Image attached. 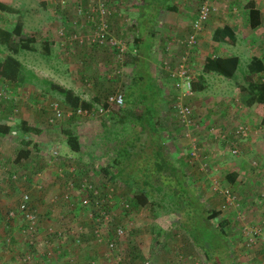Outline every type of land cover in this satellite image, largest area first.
Listing matches in <instances>:
<instances>
[{"label": "rangeland", "instance_id": "374dc122", "mask_svg": "<svg viewBox=\"0 0 264 264\" xmlns=\"http://www.w3.org/2000/svg\"><path fill=\"white\" fill-rule=\"evenodd\" d=\"M88 1L91 2V0ZM168 1L170 4L184 3V5H187L183 8L181 4L179 5L183 11V15L181 16H184V18H180L181 20L176 19L177 15L172 13L175 12L173 10L170 12L161 11L158 17L160 21L168 20V17L172 14V18L174 19L172 21L174 23L178 25L183 22L182 27L187 28L190 20L194 17L196 6L200 0H184L185 2H182V0ZM2 2L10 11H0V28H8L7 30L10 31L17 23L20 24L21 30L18 36H13L9 50L4 49L0 45V59L4 54L10 53L9 51L11 49V54L22 64L24 69L31 71L37 79L29 77L21 85L14 84L10 81L8 85L0 83V125L13 129L14 124L18 120H23L25 123L39 128L41 133L36 136H26L13 134L8 129L5 135H0V185H2L0 190L5 191V187L11 188L14 193L13 197L18 196L21 190H29L32 193L36 192L35 196L37 199L40 196L39 194L47 191V189L44 190L46 187L42 185V175L45 176L47 171L54 172L55 170L53 173L54 177L59 179L57 191L48 193L50 195L47 200H50L49 202L55 206L60 204L62 210L60 211L62 213V217H60L61 222L58 221V224H51L48 222L42 223V217L39 218L40 215L44 214L42 213V206L41 209L34 207V211L38 214V221L35 223V231L37 232L35 239L39 243L36 244L35 250L25 251L29 254V258L26 261L28 262L27 264L33 258H38V256L42 257V253L44 252L42 234L46 232L48 226H51L54 230H61L62 235L60 238L55 233L48 236L47 245L53 252L59 254L62 247L66 246L70 250L74 246L73 249L78 250L82 255V259L78 261L75 259L76 256L72 258L73 255H62L57 257L58 259L53 258L52 260L58 261L62 259L61 264H87L92 260L100 264H106L107 261L115 264L114 260L116 258L113 259L110 257L108 259V256L112 254V249L107 250L106 243H103L106 239H109L114 225L125 228V232L120 237L115 238L114 251L120 250L123 254V259L119 262L117 260L116 264H142L141 261H144V259H151L150 263L155 264V259L163 253L171 254L174 261L179 259L178 253H181L182 257H186L185 255H187L184 264H188L190 258L191 261L197 264H209L204 258L203 252L197 246H193L185 240V233L180 228L181 220L179 214L172 209V206L169 205L166 198L159 199L160 195L158 192H153L154 199H152L160 204L159 206L156 207L155 205L147 204L144 207L137 208L130 203V206L127 207L129 208L127 212L124 211L123 206L113 196V205L109 209L108 221L102 225V240L95 241L91 231V228L95 224L91 222L88 213L89 210L83 208L79 202L77 186L83 177H87L96 188L99 186L103 191L105 187L101 186L108 184L106 181L108 176L100 168L107 166L116 148L125 147V141L133 134L132 130L125 125L119 127L116 125L114 128L110 125L103 127L98 123V118H101L99 116H77L76 114H69L71 109L61 100L59 94L47 84L41 83L39 79H46L57 85L69 88L83 100L91 101L92 97L97 96L104 101L115 85L116 88L124 91L129 82L132 70L127 66H123L121 62H118L120 61L119 59L116 61V58L114 62H109L105 59L101 60L102 62H78L77 59L75 62H70L67 58H60V55L64 54L63 48L55 43V38L52 40L51 35L46 38L45 36L43 37L42 31L46 30V32L53 33L60 23H64L65 19L69 18L71 8L61 9L60 11V7L54 4L53 0H2ZM210 2L213 7L212 12L221 7L214 0H210ZM228 3L229 0H223L224 6ZM234 3L236 4V2ZM115 8L124 17L131 14L126 13L128 12V7L124 4L115 6ZM147 15L148 12L145 11L142 16L136 18L140 26L146 23ZM60 19H63V21L61 22ZM44 21L45 24L46 21H51V24L45 26L42 24ZM129 22L131 20H128ZM123 24L125 23L122 21V18L120 20H114V23H112V32L114 36L127 42L131 39L132 33L125 32ZM164 27H160L162 29L161 33H159L160 38L167 34V28ZM183 34L184 32L174 33L172 36L173 41L168 45L167 50L164 51L166 54L162 53L159 47L161 43H158L155 50V54H157L155 55V59L158 67L159 59L160 63H165L167 66L171 64L170 62L176 61L175 58L179 50L182 49L178 43V39ZM261 34H252L248 44L257 47L262 42L264 43V34ZM26 38H32L34 41L24 43L23 41ZM173 42H176L179 47L173 44ZM19 44L21 46H25L26 44V46L21 49L18 46ZM148 44H150L148 39H144L141 46L147 48L149 46ZM42 47L43 49H50L49 55H44ZM170 57L173 58L170 59ZM189 60V62H192L191 59ZM196 64L193 66L195 73L193 75L191 74L190 77L195 76L196 72H199V62ZM116 67L119 68V73L110 76L113 69L115 68L114 70H116ZM158 67H152V69H155L154 71L159 73L162 70ZM109 68H113L112 71ZM169 68L174 69L175 67ZM104 71H107V75L110 77H106ZM189 74V72L186 73L187 76ZM104 77L106 80L103 79ZM164 77L165 75L160 76L162 79ZM204 77L208 84L206 90L192 91L182 101L188 103L194 117L199 121L198 123H194L197 127H193L188 131L187 134L189 136H185L182 128L176 125L173 108L171 110L169 108L175 99L176 89L173 88L172 81L165 80L166 88L162 90V95L166 109L159 116V126L163 128L161 131V140L165 146V150L175 163L176 160L177 162L179 160L187 163L184 166L186 169V181L188 182L187 191L190 195L193 192L198 195L208 209H216L222 202L221 194L217 190L214 191L211 189L212 180L215 181L218 187H227L233 192H236L239 198V207L234 209L226 206L222 211L220 210L221 215L213 219L211 223L217 225L221 219L228 220V224L231 226L227 229L230 235L226 242L228 243V251L234 254L232 259H237L236 257H242L244 255L247 256V259L242 257L244 258L245 264H258L256 258L259 254L256 253L257 251L252 252L249 251L250 249L247 250L244 245V240L240 236V230L243 224L257 225L264 212V201H261L258 194L261 186L258 185L256 187L257 181L255 180L256 177H262L261 181L264 182V124L260 121V116L252 113L253 111L250 109L247 111L252 116L251 121L247 122V128L250 131L246 132L245 137L234 134V139H232L234 126L245 124V121L240 116L238 117L240 119H235V113L229 112V107L232 108L234 106L233 103H229L227 107V104L221 102V95L225 94L226 90L222 81L218 80L214 75H205ZM262 77L264 78V75ZM110 79H115V82ZM236 81L243 83L240 74L236 75ZM224 82H227L225 84H228L229 87H235L233 80H225ZM213 84L217 85L218 90L219 88L221 90L213 91ZM212 91L214 92V96ZM226 91L229 95L233 94L232 89ZM199 95L200 97H198ZM51 101H56L60 104L63 115L52 124H49L47 123L50 112L48 103ZM201 101L205 107L203 112L197 109L201 105ZM92 104L94 108L99 106L98 103ZM214 105L215 110L212 108ZM223 109L227 110L221 114ZM224 122L225 124H223ZM64 128H70L78 134L80 144V150L78 152L70 151L65 145L60 133V130ZM20 140H29L30 144H21ZM140 141L142 142L143 139L141 138ZM31 142H34L35 145L33 146ZM233 145L236 148V153L231 152ZM52 146H55V148ZM19 150H26L27 155H24L20 161L15 162L14 158ZM52 150H55V152ZM203 154L206 155V161H210V163L208 161L212 166L210 169H207L202 164V161H205L202 158ZM252 162L259 169L262 168V170L254 174L253 167L250 166ZM137 166L139 164L135 162V167ZM135 167L134 165H127L124 168L125 172L122 173V177H126V173L128 172H130L129 175H132L134 173L133 170L136 169ZM45 169L46 171H44ZM12 172L16 175L17 173L25 174L27 177L24 180L20 179L17 183H12L11 180H8ZM228 172H233L238 175L237 180L236 178L234 180V186L226 181L225 174ZM260 172L262 174L261 177L259 176ZM137 175L140 176V173ZM141 179L142 176L137 181L141 183ZM68 181L74 185L71 191H65V184ZM111 182L113 183L110 187L113 189L115 196L118 195L128 198L137 190L136 185L131 182L125 184L119 180H113ZM152 183L157 184L158 182L153 181ZM247 185L249 187L248 190L251 189L253 191L249 190L250 195L247 193L240 198L239 196L242 195V191L247 189L245 187ZM255 192L258 195H254ZM0 194H3V192L0 191ZM251 200H254L252 206L255 208V210L254 208L251 210L255 211L256 215H252L251 212L247 216L248 213L245 211L249 208H245V206L247 205L246 203L252 202ZM4 209L0 207V214H3ZM9 222L6 221L5 223L0 221L1 264H13V262L17 264L18 261L21 263L22 257H20V254L14 253L15 251L13 249H21L22 247L23 251L21 252H24L26 250L25 247H27L24 234L21 233V228L19 227L21 220L15 219L14 222H11L13 224H9ZM155 230L160 235H157V237L159 236L157 240ZM13 231L15 237H13ZM73 239H78V242H70ZM156 241L164 243L157 248L155 247ZM184 241L186 243L183 244ZM165 244H167L168 247L166 248L169 252H165ZM10 245L13 247L10 248ZM10 251H13L11 254L16 257V260L14 259L13 262V256H9ZM228 251H224L223 255V251L221 250V253H218L219 258L230 262L231 257ZM43 257L45 258L44 255ZM129 258H133L134 261L131 263L127 260ZM241 261L243 262L242 259ZM235 264H237L236 261Z\"/></svg>", "mask_w": 264, "mask_h": 264}, {"label": "trees", "instance_id": "16d2710c", "mask_svg": "<svg viewBox=\"0 0 264 264\" xmlns=\"http://www.w3.org/2000/svg\"><path fill=\"white\" fill-rule=\"evenodd\" d=\"M97 1H100L103 4H105L106 7H109V6L114 7V11L111 12L106 17L107 28H108V31L112 35L114 34L112 32L113 20H117V19L120 20L122 18V21L125 23L126 19L131 20L129 18H132L133 20L136 21V18L142 16L143 13H145V11L148 12V15H147L148 18L146 16V23L143 26H140L137 21L135 23L132 22V24L131 22L127 24H123V27L127 26L126 29L128 31H131L132 33H136V35L132 36V39H131L132 45H130V47L134 48V51L139 52L140 55H141V50L138 48L139 47L138 44H140V42L142 41V36H141V34L143 33L142 31L147 32V36H146L147 38L149 35L150 36L154 35L157 31V27L155 25L159 19L158 17L161 11L170 12L172 10L173 11L177 10V7L174 4H170L168 0H132V1L131 0H116V1L92 0V5L96 6ZM202 1L203 0H200L198 5L196 6L194 17L192 18L191 23L195 19L196 11L199 8V5L202 3ZM214 1L217 2V0H214ZM86 4H87L86 0H82L80 3L84 12L86 14H91L89 12V7ZM121 4H124L128 7V12H126L127 14L131 13L127 17L122 16L121 13L117 11V8H115V6H119ZM186 6L187 5H184V7ZM208 6H209V14H208L209 16L211 13H213L212 12L213 7H212L210 0H208ZM245 7H246L245 9H246V15L248 19L247 20L248 25L250 26V28H255L258 25V11L256 10V8L253 7L251 2H246ZM234 9H236V6H234V4H231V3L229 5L228 3L226 6L219 7L217 11L219 10V12L222 14L226 10L232 11ZM0 11H10L9 8L5 6V4H3L2 1H0ZM69 16L73 17L72 9H71V13ZM79 18L80 17H78L77 19ZM67 19L68 18L65 19L62 25H64L67 30H71L73 28L70 29V25L66 21ZM60 21L62 22L63 19H60ZM205 22L206 21H204V23L202 24L203 27H204ZM191 23L188 26L186 33H184L178 39V43L180 44V40L181 41L184 40V37L186 35L194 34L196 44H195V47L192 50H190L189 59L192 58L193 51L197 47L198 40L200 37L198 33L202 32L203 30L202 28V30L198 31V33L194 32ZM146 27H150L151 29L147 30ZM20 30H21V26L20 24H17V23L14 25V27L10 31L0 28V45L4 49L9 50V48L11 47L13 36H18ZM138 32H141V33H138ZM212 38L220 39V41H224L226 43L235 42V36L228 29L224 27L215 29L212 32ZM32 41H34L32 38H26L23 42L30 43ZM76 45L77 44H72V45H67V46L58 45V46L63 48L62 49L64 53L63 55L67 56L68 53L71 52V49L75 47ZM181 45L184 46L183 41L180 44V46ZM18 46L21 49H23L25 48L26 44L25 46H21V44H19ZM83 46H86V45H83ZM92 46L100 47V48L107 47V46H102V45H91V46L87 45L86 47L88 48ZM181 48H182L181 52L177 54V58H178L177 61H179V58L183 54L184 48L182 46ZM11 51L12 50L10 49L9 51L10 53L4 54L3 57L0 59V78H1L0 83L8 85L10 81V82H13L14 84L16 83L17 85H21L25 81H27L29 77L37 79V77L34 76V74L31 71L24 69L22 64L13 56V54H11ZM109 51L111 52L110 49ZM131 59L132 61L127 62V63L121 62L123 66L125 65L126 66L128 65L127 67L131 66V70H132L131 75L129 77V82L127 83L124 91L120 89L118 90L121 92L122 104L116 108L110 107L109 111L103 117L98 118L99 120L98 123L101 124V126L103 127H105L106 125H110L113 128L116 125L118 127L125 125L131 128L133 134L129 139L125 141V147H119L115 149V151L113 152L111 156L110 162L107 164V166L100 168L108 176V178L106 179L108 184L106 185L103 184V186L101 187L111 186L113 183L111 181L113 180H119L124 184L127 182H131L136 185V188H137L136 192H134L133 195H131L128 198H124L118 195L115 196L114 191L112 193L115 197V200L117 199L120 205L126 204V207H122L125 212L129 210V208L127 207L130 206V203H132V205L137 208L144 207L147 204L155 205L156 207L159 206L160 204L156 203L153 200L154 199L153 192H158L160 195L159 199L162 200L163 198H166L169 205L172 206V209L179 214L180 220H181L180 228L185 233V236H186L185 240L187 242H191L193 246H197L203 252L204 258L209 262V264H222V263L230 264L229 261L220 259L218 256L220 249L223 251V255L225 251L226 234L222 228L223 227L222 224H225L226 221L225 219H221L217 225L216 224L213 225L211 223L213 219H216L217 217L221 215V211L226 207L223 201V197H221L222 202L220 203L218 208L208 209L205 206V204L202 203L198 195H196L194 192L193 194L190 195L187 191L188 182L186 181V169L184 168L186 162H182L179 160L177 162L176 160V163H175V161L171 158V156L165 150V146L161 140V131L163 130V128L159 126V116L161 112H163L166 109V106H165L166 104L164 103V99L162 95L164 84L160 80L161 78L159 75H167L165 76L166 79L171 80V81L172 80L176 81V79L170 77V72L166 70H162L161 72L157 73L156 71H154L155 69H152L150 67L149 62H143V61L133 62L135 58H131ZM177 64L178 62L176 63V65ZM173 66L174 65L172 64L168 65V67H173ZM236 66H237V58L235 56L233 57H219L218 56V57L205 59L204 62L201 64V69L199 70V73L196 72L195 76L190 77L189 79L190 93L192 91H203L207 83L204 75H207L208 73L214 76L217 75V76H220L226 79L233 80V83L239 95L240 96H242V94L245 95L244 98H242L243 104L248 105V106L254 104L255 109L258 108L257 112H258V115L260 116V121L264 124V78L261 75V73L264 72V66L262 64V61L258 57L252 56L249 59V61L246 63L245 70L240 73L243 83L249 84L251 88H255V93L258 92V95L259 94L261 95L260 101H257V102L255 101L254 95L246 89L245 85L241 82L236 81V75H237ZM39 81L41 83L47 84L52 90H54L57 94H59V96L61 97V100L65 102L72 111L75 110L76 108L91 109L93 108L92 103H98L100 107L107 106V103L105 101L106 98L103 101L99 97L94 96L92 97L91 101L83 100L69 88H65L61 85H57L46 79H39ZM113 91L114 90H112L111 93H113ZM3 102L2 104H4ZM51 102H56V101H51ZM57 105L61 108L59 103H57ZM169 108L171 110L173 108L172 105H170ZM191 113H192V109H191ZM191 119L193 123L199 122L198 119L194 117L193 113L191 114ZM49 124H52V123H49ZM8 129H10V127L0 125V135H5ZM122 129L124 130V128ZM263 129H264V126H263ZM10 130H11L10 132H12L13 134L26 135V136L27 135L36 136L41 133V130L39 128L35 126H31L25 123L23 120H18L14 124L13 129L11 128ZM234 132H235V129L233 130L232 139H234L233 138L235 134ZM60 133L65 142V145L70 151L78 152L80 150L78 134H76L70 128L61 129ZM141 138L143 139L142 142L140 141ZM20 143L30 144V141L20 140ZM31 143L33 146L35 145L34 142H31ZM232 147L235 148L234 145ZM52 151L55 152V150H52ZM24 155H27L26 150H19V152H17V155L14 158V161L15 162L20 161ZM202 156H203L202 158L205 160V161H202L204 167L206 166L207 169H210L212 167L209 164L210 161L208 160L209 163L208 161H206L207 159H205L206 158L205 154H203ZM135 162L138 163L139 166L135 167ZM127 165H134L136 169L133 170L134 173L132 175H129L130 172H128L126 173V177L125 176L122 177V173L125 172L124 168L127 167ZM250 166L253 167L252 168L253 171H254V168H258V171L262 170V168L259 169L258 166L256 167V164L254 166L252 165ZM138 173H140V176H142V179L140 181L141 183L137 181L140 178V176L137 175ZM12 174H15V173L12 172L8 179V180H11L12 183H17L20 179L24 180L27 177V175L25 174L17 173L16 179H12L11 177ZM235 175L236 174L233 172L226 173L225 174L226 181H228L229 183L234 182ZM259 176L260 177L262 176L261 172L259 173ZM261 178L257 177L255 179L257 181V186L258 185L262 186ZM153 181L158 182V183L157 184L152 183ZM221 188H227V187H221ZM97 189H98L99 195L101 197H105V194L107 192L106 189L105 191H102V188H99V186L97 187ZM227 189L230 190L229 188ZM23 191L28 196L27 205L29 206L28 207L29 211L32 212L35 216H37L38 214H36V212L34 211V205L31 200L32 191H29V190H21L18 194V200H17L16 206L14 208L13 206H11L8 209H4L3 214H0V219L2 218V221L5 223L6 221L9 222L10 220L9 224H13L11 222H14L15 219H20L21 220L19 224L20 228L25 225L24 220L22 218V214L18 212L19 211L18 202H19L20 196ZM234 193L236 194V192ZM260 196H261V200H263L262 195L259 194V197ZM237 200L239 202L238 196H237ZM112 205L113 203L110 206L103 205V207L104 209L109 211ZM9 211L14 212V217L11 219H8L6 217L7 212ZM35 218L37 222L38 216ZM91 222H93L92 218H91ZM117 230H120V234L116 233ZM124 230L125 228H123L122 226L114 225L112 228V232H111L112 234L110 235L107 241H111L114 247L115 241H116L115 238L120 237V235H122L125 232ZM91 231L93 234V228H91ZM155 235L157 237V235L159 234L155 233ZM158 238L159 237H157L156 240ZM94 239L96 241L95 236H94ZM70 242L77 243L78 239L70 240ZM155 244L156 246H159L158 241H156ZM27 247L29 250H31V246L29 244H27ZM73 248L74 246L70 250H68V247L64 246L60 249L59 254H57V252H54L52 255L44 254L45 258L42 255V257L38 256V258L36 259L38 261H44L45 259L52 260L53 258L55 259L62 255H72L74 251ZM249 249L251 248H248L247 250ZM114 250L115 249L112 248V254L118 258V262H119L121 259H123V254L121 253L120 250H117V251H114ZM28 252H24V254L21 257H24L26 254H28ZM212 259L214 260L212 261ZM127 260L130 261L131 263L134 261L133 258H129ZM145 261H146L145 259L144 261L142 260L141 261L142 264H145L144 263ZM27 263L28 262L26 261H21L20 264H27ZM30 263L31 262H29V264ZM87 264H100V263H98L95 260H92L88 262ZM106 264H110V262L107 261ZM146 264H151L150 260H148V263Z\"/></svg>", "mask_w": 264, "mask_h": 264}, {"label": "crops", "instance_id": "0c3cea01", "mask_svg": "<svg viewBox=\"0 0 264 264\" xmlns=\"http://www.w3.org/2000/svg\"><path fill=\"white\" fill-rule=\"evenodd\" d=\"M0 1H2V0H0ZM182 2H185V1L182 0ZM234 2H236V4ZM246 2H251L253 7L256 8V10L258 11V25L255 28H250V26L248 25V21H247L248 19H247L246 9H245L246 8L245 7ZM230 3L234 4V6L237 5L236 9H234L232 11L226 10L222 14L219 12V10L218 11L217 10L214 11L213 13H211L208 16V18H207V20H206V22L204 24L202 32L198 33L200 35L199 40H198V44H197L196 49L193 51L192 58H190L192 62H189V73H190V75L191 74L193 75L195 73V68H193V66L197 65L196 63L199 62L198 68L200 70L201 69V64L204 62L205 59L218 57V56L219 57H233V56H235L237 58V66H236L237 74H240L242 72L240 70H245V65H246V63L249 61V59L252 56L258 57L262 61V64L264 66V43L262 42V44H260L257 47H255V46L253 47L252 45L248 44L252 34H254V33H257V34H260V35H262L261 33L264 34V30H263V27H264V19H263V15H264V0H229V5H230ZM180 4L181 3L174 4L177 7V10L175 12H172L173 14L177 15L176 19L178 18L179 20H181L180 18H184V16L183 17L181 16V15H183V11L180 8L181 6L179 7ZM217 4L219 6H224L223 0H217ZM181 5H182V8H183L184 7V3L181 4ZM58 11H56V12H58ZM45 17H47V16H45ZM129 19H131V24H132V22L133 23L136 22L132 18H129ZM172 20H174L172 18V14H170V16L168 17V20L160 21V19H158V21H157V23L155 25L157 27V31L158 32L156 31V33L154 35H152V36L149 35L148 38L146 37L147 36V32L146 31H142L143 32L141 34L142 41L140 42V44H138L139 45L138 48L141 50V55H140L139 52L134 51V48L130 47V45H132V41H131L132 36L136 35V33H132L131 31H128L126 29L127 26L123 27L125 32L132 33V36H131V39L126 42L127 43L128 52L125 54L124 60L122 62L123 63H125V62L127 63V62L132 61L131 58H135V60L133 62H140V61L141 62L142 61L143 62H149V65H150L151 68L152 67L153 68L158 67L157 64H156V59H155V55H157V54H155L156 53L155 50L157 48L156 46L158 45V43L162 44V45H159V47L162 50V53L166 54V52H164V51L167 50L168 45L171 44V41H173L172 36L174 35V33H177V34L180 33V32L181 33H183V32L185 33L187 31L186 29L188 28V26L191 23V20H190L189 24L187 25V28H185V27L183 28L182 27L183 26V22L181 24L177 25V23H174V21H172ZM112 23H114V20H113ZM127 23H128V20L125 22V24H127ZM42 24L47 26L48 24L49 25L51 24V21L50 22L46 21V24H45V21H44V22H42ZM164 25H165V27H164ZM160 27L167 28V34H165V36L161 37V38L159 36V33H161V31H162V29ZM223 27L228 29L235 36V42L226 43L224 41H220V39L212 38V32L215 29H219V28H223ZM146 28H147V30L151 29L150 27H146ZM1 29L7 30L8 28L1 27ZM54 32L53 33L49 32V31L46 32V30H43L42 31L43 37L45 36V38H46L47 36L51 35L52 40H53L55 38ZM138 33H141V32H138ZM144 39H148V42H150V44H148L149 46L147 48L144 47V46H141ZM160 39L162 40V42H160ZM145 41H147V40H145ZM55 43H56V41H55ZM173 44H176L178 46V44L176 42H173ZM129 49H130V51H129ZM49 50L45 49V48L43 49V47H42V51H43L45 56L49 55V52H50ZM142 52H144V53H142ZM179 52H181V50H179ZM100 56H102L101 59H100ZM60 58L61 59L67 58V59L70 60V62L71 61L75 62L76 59L78 60V62H102L101 60H104V59L106 61H109V62H114V60H115V57L113 56V54L109 51V49L107 47L100 48V47L92 46V47H88L87 48L86 46H83V45H81V46L76 45L75 47H73L71 49V52H69L67 56H64L63 54H61ZM127 58H128V60H127ZM171 58H173V57H170V59ZM176 58H175V60H176L175 62H170L172 65H174L173 67H176V63H177V60H178V58L177 59ZM154 62H155V64H154ZM158 65H159L158 68H160L161 70H164V68H162V63H160V59L158 61ZM129 68L131 70V66H129ZM109 69H110V71H112L113 68H109ZM114 69H113V72H112V74L110 76H113V74L119 73V68L116 67V70H114ZM104 73H105L106 77H110V76L107 75V71H104ZM207 75H212V74L208 73ZM261 75H264V72L261 73ZM159 76H161V75H159ZM215 76H216V78L218 80L222 81V84L225 85L226 90L229 91L230 89H232V91H233V94L229 95L228 92L225 90V94L221 95L222 96L221 97V99H222L221 102H223V104L224 103L227 104V107H228L229 103L230 104L233 103L234 106L232 108L229 107V109H230L229 112L233 113V114L235 113L234 114V118L235 119L242 118L245 121L244 122L245 124L236 125V126H234V129H236L237 126H246L247 127V125H248L247 122H250L251 121V117H252L251 115H249V113L247 111L251 109V111H253L252 113L257 115L258 114V112H257L258 108L255 109L254 104H252L250 106L243 104L242 98H244L245 95L242 94V96H240L235 87L232 88V87H229L228 84H225L227 82H224V81L225 80H230V79H226V78H223V77H220V76H217V75H215ZM103 79H105V77ZM110 80L115 82V79H110ZM165 80H167L166 77H164L162 79V83L164 84L163 85L164 86L163 90H164V88H166ZM169 81H171V80H169ZM244 85H245L246 89L250 93H252L254 95L255 101L256 102L260 101L261 95L260 94L258 95V92L255 93V88H251L249 86V84H244ZM206 86H207V83H206ZM206 86H205V88L203 90H206V88H207ZM216 86L217 85H215V84L212 85L213 91L221 90L220 88L218 90V88ZM114 88H116V85H115ZM113 89H111V90H113ZM213 91H212V94L214 96V92ZM173 93H174V91H173ZM176 94H177V92L175 91V97H176ZM210 96H212V95H210ZM198 97H200V95ZM212 108L215 110V105ZM197 109L200 112L204 111L205 107L203 105V102L201 103V105L199 107H197ZM226 110L227 109H223L221 114L225 113ZM163 112H161V114ZM241 113H244V114H241ZM230 115L232 116V114H230ZM239 116H240V118H238ZM226 117H229V116H226ZM223 124H225V122ZM52 147L55 148V146H52ZM44 171H46V169ZM257 171H258V168H254V174H255V172L258 173ZM54 172H55V170H54ZM54 172H50V171L48 172L47 171L45 176L42 175V185L46 187V188H44V190L47 189V191H44L43 193L39 194L40 196H38L37 199H36V196H35L36 192L35 193L33 192L32 195H31V200H32V203H33L34 207L41 209V206H42V213H44V214L40 215V217H42V223H44V222L47 223L48 222V223H51V224H58V221L61 222L60 217H62V213L60 211H62V210H61L60 204L55 206L54 204L49 202L50 200H47L48 196L50 195L48 193H50L52 191H57V186H58L59 179L54 177V174H53ZM237 177H238V175H236V177H235L236 180H237ZM231 185L234 186V182H232ZM261 185H262L261 186V190L262 191L260 190L259 194L262 195L263 201H264V182L263 181H261ZM0 186H1L0 188H2V185H0ZM245 187L247 189L242 191V195L239 196L240 198H242V196L247 194V193H249V195H250V191H253L251 189H249L250 191L248 190V188H249L248 185L245 186ZM256 187H257V184H256ZM10 189L11 188H9V187H5V191L0 190L1 192H3V194H0V207H3L5 209L10 208L11 206H13V208H14L16 206V203H17V200H18V196H16V197L14 196L13 197L14 193L12 192V189L11 190ZM254 195H257V193L255 192ZM260 199H261V196H260ZM47 201H48V203H47ZM251 201L252 202L246 203L247 207L245 206V208H249V209H247L245 211V212L248 213L247 216H249V213H251V212H252V215H256V212L251 210L252 208H254L252 206L253 203H254L253 202L254 200H251ZM257 201H258V198H257ZM254 210H255V208H254ZM0 221H2V218L0 219ZM225 221H226L227 224H222V226H223L222 228H223V230H224V232L226 234V237H225V251H228V243L226 242V240H228V237H229L230 234H229L227 229H229L231 225L228 224V220L225 219ZM155 231L157 232V230H155ZM157 233L159 234V232H157ZM12 234H13V237H15L14 231H13ZM240 236L244 240V238H243V236L241 234V230H240ZM23 242H24V240H23ZM158 242H159V246L163 245V243H164V242H161V241H158ZM184 243H186V242H183V244ZM189 243H191V242H189ZM19 244H20V242H19ZM24 244H25V242H24ZM146 244H147V241H146ZM15 245H16V243H15ZM12 247L13 246L10 245V248H12ZM155 247L158 248V246H156V244H155ZM166 247H168L167 244H165V248H164V249H166L165 252H169ZM25 248H26V250H24V252L29 250V249H27V247H25ZM251 249L249 251H252V252L253 251H257L256 253L259 254V256L256 259L258 260V264H260L261 259H262V252H261L260 247L258 245H256V246H254ZM13 251H15L14 253H16V254H20V257L24 254V252H21V251H23L22 247H21V249H19V248L15 249L14 248ZM13 251L9 252V256L10 257L13 256V259L11 258L12 262L16 258V257H14L13 254H11ZM7 253H8V251H7ZM219 253H221V249L219 250ZM228 253H229V256L231 257L230 264H235V261L237 262V264H245L244 258H242V257H245V259H247V256L242 255V257L239 256V257H236L237 259H232L234 254H231L230 251H228ZM72 255H74L72 258H74L76 256V258H75L76 261L82 259L81 253L78 252V250H76V249L73 251ZM185 256L186 257H182L181 253L180 254L178 253V258L179 259L177 261H174L173 257L171 256V254L163 253V254L159 255V257L157 259H155L154 263L155 264H184V260L187 259V255H185ZM148 259H150V258H148ZM190 259H189L188 264H191L193 262ZM241 259L243 260V262L241 261ZM213 260L214 259H212V261ZM53 261L54 260H52V261L51 260L38 261L36 258H33L30 264H61V262L63 260L61 259V260H58V261H54V262ZM13 264H14V262H13ZM17 264H20V262L18 261Z\"/></svg>", "mask_w": 264, "mask_h": 264}, {"label": "built area", "instance_id": "2783aa9c", "mask_svg": "<svg viewBox=\"0 0 264 264\" xmlns=\"http://www.w3.org/2000/svg\"><path fill=\"white\" fill-rule=\"evenodd\" d=\"M54 4H57L60 9H72L73 17L69 16L66 20L70 25L71 30H67L64 25L59 24V26L55 30V40L57 45L67 46L72 44L77 45H102L107 46L116 60H120L122 62L124 60L125 54L128 52L126 42L114 35H112L107 28L106 17L114 11V7H106L100 1H97V5H92V0L89 2L86 0V5L89 7V12L91 14H86L82 9L80 3L82 0H53ZM209 14V6L208 0H203L199 5V8L196 11V17L192 21L191 25L194 32L198 33L201 31L203 26L202 24L206 21ZM80 17L79 19H77ZM81 28V29H80ZM184 46L181 45L184 50L182 56L179 58L178 64L174 69H169V67L164 63L162 64V68L164 70L170 72V77L175 78L176 81L172 80L173 87L176 89V97L172 103L174 116L176 118V123L180 126L185 132V136H189L188 131L193 127H197L196 124L192 122L191 119V109L187 105V103L182 102L185 97L190 93L189 89V76L186 75L189 72V57L190 50L195 47V38L194 34H188L182 40ZM180 40V44L182 43ZM179 44V45H180ZM119 89H115L113 93H110L106 97V107H93L91 109H81L76 108L75 110H71L69 114H76L81 116H99L103 117L108 111L110 107L116 108L122 104V96ZM49 117L47 119L48 123H53L58 120L63 115V110L57 105L56 102H49ZM246 132H249L246 126H237L235 129V135H239L240 137H245ZM232 153H236V148L231 150ZM252 166L255 163L251 164ZM12 179H16V174L11 175ZM65 191H71L74 188V185L70 181L65 184ZM106 189L105 197H101L99 195L98 189L87 177H83L77 186V191L79 193V202L82 207L87 208L89 211V216L92 218V224H95L93 227V234L96 238V241L102 240V225L107 223L109 211L104 209L103 205H111L113 203L112 197L114 196L113 189L110 186H105L103 191ZM211 189L214 191H218L223 197V201L226 206H230L234 209L239 207V202L237 200V196L234 192L228 190L227 188H220L217 186L214 180L211 181ZM66 196V194H64ZM28 196L23 191L19 202H18V212L22 214V218L24 220L25 225L21 227V233L24 234V239L31 246V250L36 249V244L39 243L35 239V235L37 232L35 231L36 226V216L29 211L27 205ZM126 207V204L122 205ZM92 212V213H91ZM6 217L11 219L14 217V212H7ZM242 219V218H241ZM55 233V235L60 238L61 230H54L51 226L46 228V232L42 234V244L44 245L43 255H52L54 252L47 245V238L51 234ZM117 234H120V230L116 231ZM241 234L244 238L245 247L252 248L258 245L261 248L262 259L261 264H264V212L261 215L260 221L257 225H247L243 224L241 226ZM105 240L107 250H111L113 248V243L111 241ZM112 257L115 264L118 260L117 257H114L112 254L109 256ZM29 258V254H26L22 257V261H27ZM148 263V260L144 262ZM111 264V263H110ZM192 264H197L196 262H192Z\"/></svg>", "mask_w": 264, "mask_h": 264}]
</instances>
